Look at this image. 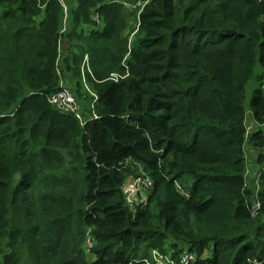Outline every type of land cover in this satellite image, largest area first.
<instances>
[{
  "label": "trees",
  "instance_id": "trees-1",
  "mask_svg": "<svg viewBox=\"0 0 264 264\" xmlns=\"http://www.w3.org/2000/svg\"><path fill=\"white\" fill-rule=\"evenodd\" d=\"M139 2L0 0V264H264V0Z\"/></svg>",
  "mask_w": 264,
  "mask_h": 264
},
{
  "label": "rangeland",
  "instance_id": "rangeland-1",
  "mask_svg": "<svg viewBox=\"0 0 264 264\" xmlns=\"http://www.w3.org/2000/svg\"><path fill=\"white\" fill-rule=\"evenodd\" d=\"M74 1L75 0H68L69 5L72 4ZM126 1H131L132 2L134 0H126ZM131 2H128L127 4H125L126 5L125 8L132 10V9H134V5L135 4H141L140 2L139 3L133 2L134 4L133 3L131 4ZM129 4H131V5H129ZM43 12H44V10H43ZM123 13H125V16L124 17H125V20L126 21H129V20L132 19L131 18V14H130L131 11L123 10ZM125 25H126V22L124 23V26ZM63 27H66L65 26V23L63 24ZM125 27H129V26L126 25ZM86 28H89V27H86ZM66 46H67V43H62V46H61V53H62L61 54V57L62 58L64 56V50L66 49ZM62 68L63 67L60 66V69L61 70H62ZM61 77H62V80L68 81V83L71 86V82H69L68 78H65L64 75H61ZM252 91L253 90L251 89V92L249 93V96H248V100L252 98ZM80 100H81V103H82L81 105L83 107V99H80ZM83 111H84V115H87L85 109ZM254 152L252 151L250 153V155L248 156V162L250 164H252L254 162V157L256 155V152L255 153ZM185 184H186V187L190 188V187L193 186L194 180L192 178H188L187 177L186 178V181H185ZM125 191L127 192L128 196H129V202L131 203V206H132V209L133 210H136L137 207H141V206L145 205L146 202L148 201V196H149L150 190L147 189L145 186H143L142 180L138 181V180H134L132 177H130L129 181L127 182V184L125 186ZM92 246H93V243H92ZM89 247H90V245L88 244V239H86V248H87V251H90ZM90 256H91V260L95 257L93 254H90ZM151 258H152L153 261L156 262L155 264H170V262H171L170 258H169V263H168V260L165 259L164 256H162L159 253H157L155 250L152 251Z\"/></svg>",
  "mask_w": 264,
  "mask_h": 264
},
{
  "label": "built area",
  "instance_id": "built-area-1",
  "mask_svg": "<svg viewBox=\"0 0 264 264\" xmlns=\"http://www.w3.org/2000/svg\"><path fill=\"white\" fill-rule=\"evenodd\" d=\"M61 2L64 5L65 11H67V7L64 4V0H61ZM94 18L99 21L100 20V15L98 13H94ZM88 55L85 56V60H84V65L88 66L89 60H88ZM84 71V70H82ZM116 76V75H114ZM121 77V76H120ZM263 89H264V82L262 85ZM48 100L51 104H53L54 106H56L58 109L62 110V111H67V112H73L75 113L81 120H83L82 116H81V107L79 104V101L77 99V97L75 96V94L73 93V91L70 89V87L68 86L67 82L65 80H62L60 83V89L49 95L48 96ZM98 115L95 113L93 114V118H97ZM86 122H83L82 125H84ZM247 132L250 133L251 131V126L249 124H247ZM142 184L147 188L150 189L152 187V181L147 178L144 182H142ZM183 195H185L186 197H189V193L187 191H183L182 192ZM261 209V205L260 203H255L252 207V214L253 216H257L259 213V210ZM92 241L90 239H88V244L90 245L89 249H91L92 247ZM195 258L193 255L187 254L186 256H184L181 260V264H189V262L194 261ZM171 264H176V263H171Z\"/></svg>",
  "mask_w": 264,
  "mask_h": 264
},
{
  "label": "clouds",
  "instance_id": "clouds-1",
  "mask_svg": "<svg viewBox=\"0 0 264 264\" xmlns=\"http://www.w3.org/2000/svg\"><path fill=\"white\" fill-rule=\"evenodd\" d=\"M118 1V0H117ZM63 4V3H62ZM43 7H45V6H43ZM94 13H98L99 14V12L98 11H96V10H94L93 11V17H94ZM100 15V14H99ZM94 20H96L95 18H94ZM101 16H100V20L99 21H97V22H101ZM87 27H89V26H87ZM91 27H96V26H91ZM65 29H66V27H63L62 28V30H61V32H64L65 31ZM87 29H90V27L89 28H87ZM96 29V28H95ZM95 29H93V30H95ZM92 30V31H93ZM129 54V53H128ZM86 55H88L89 56V54L88 53H86ZM85 55V56H86ZM85 56H84V60H85ZM84 60H83V62H82V70H84L85 71V66L86 65H84ZM88 60H89V63H88V66H86V68H87V70H89L90 69V56L88 57ZM62 80V79H61ZM67 82V81H66ZM61 83V82H60ZM60 89V86H59V88H58V90ZM57 90V91H58ZM56 91V92H57ZM55 93V92H54ZM74 93V92H73ZM53 94V93H52ZM51 95V94H50ZM49 101V100H48ZM79 101V100H78ZM79 104H80V102H79ZM53 105V104H52ZM80 107H81V116H82V118H83V120H81L75 113H73V112H67V111H63V112H67V113H70V114H73L78 120H79V122H80V124H81V126H84L89 120H92V118H87L84 114H83V108H82V106H81V104H80ZM62 111V110H61ZM94 119H96V118H94ZM83 122H86L84 125H82V123ZM247 124H249L250 126H251V129H252V124H250V123H246V126H247ZM248 135H249V133H248ZM92 248V247H91ZM157 253H159L160 255H162V256H164V258L165 259H167L168 260V263H169V258H170V260H171V262H170V264L171 263H176L177 261H175V260H173L169 255H167V256H165L164 254H162L161 252H159V251H157V250H155ZM90 252V251H89ZM155 262V261H154ZM156 263V262H155Z\"/></svg>",
  "mask_w": 264,
  "mask_h": 264
},
{
  "label": "crops",
  "instance_id": "crops-1",
  "mask_svg": "<svg viewBox=\"0 0 264 264\" xmlns=\"http://www.w3.org/2000/svg\"><path fill=\"white\" fill-rule=\"evenodd\" d=\"M119 1H122V2H125L126 4L128 3V2H131V1H126V0H119ZM134 1H138L137 3H139V1L140 0H134ZM133 2H131V4H132ZM131 4H129V5H131ZM134 4V3H133ZM126 5H124V7H125ZM135 6V5H134ZM260 72V74H264V69H262L261 71H259ZM66 81V80H65ZM68 82V81H67ZM69 84V83H68ZM249 115H250V113H248V119H249ZM248 123H250V124H253V127L256 125V122H255V120H254V118L252 117L249 121H248ZM253 130V129H252ZM254 152V151H253ZM255 153V152H254Z\"/></svg>",
  "mask_w": 264,
  "mask_h": 264
},
{
  "label": "bare ground",
  "instance_id": "bare-ground-1",
  "mask_svg": "<svg viewBox=\"0 0 264 264\" xmlns=\"http://www.w3.org/2000/svg\"><path fill=\"white\" fill-rule=\"evenodd\" d=\"M60 54H61V51H60V49H59V56H60Z\"/></svg>",
  "mask_w": 264,
  "mask_h": 264
}]
</instances>
